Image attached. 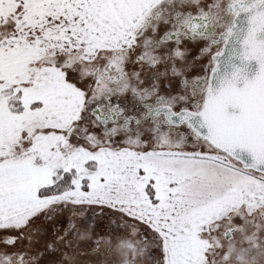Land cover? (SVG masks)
Here are the masks:
<instances>
[{
  "label": "snow or ice",
  "instance_id": "obj_1",
  "mask_svg": "<svg viewBox=\"0 0 264 264\" xmlns=\"http://www.w3.org/2000/svg\"><path fill=\"white\" fill-rule=\"evenodd\" d=\"M0 264H264V0H0Z\"/></svg>",
  "mask_w": 264,
  "mask_h": 264
}]
</instances>
